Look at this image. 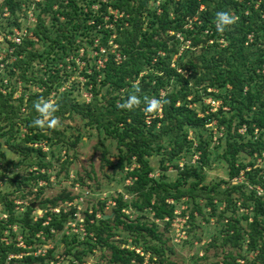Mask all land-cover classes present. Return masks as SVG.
<instances>
[{"label":"trees","instance_id":"1","mask_svg":"<svg viewBox=\"0 0 264 264\" xmlns=\"http://www.w3.org/2000/svg\"><path fill=\"white\" fill-rule=\"evenodd\" d=\"M93 5L96 11L91 9ZM30 8L33 26L20 28L18 14L26 18ZM219 11L234 18L223 31H217ZM263 11L264 4L255 9L253 0H0V21L13 18L16 29L23 31L19 44L7 41L11 52L0 60L12 59L0 75V178L6 176L4 166L14 164L3 149L12 150L22 154L20 163L33 169L27 177L14 174L7 182L17 191L37 189L22 213H16L14 202L0 193V212L6 215L0 219V264H48L51 250L33 255L27 247L43 242L36 233L50 238L51 230L59 232L73 219L74 208L64 211L60 206L72 201L69 194L62 191L51 199L40 198L44 187L50 185L46 169L51 164L44 161L46 153L36 144L46 139L49 148L67 152L81 138L77 134L70 140L64 131L47 129L51 117L44 125L33 123L45 118L34 104L50 98L56 100L52 103L55 118L75 116L94 129L96 137L110 141L116 151L114 159L105 156L106 148L101 160L112 175L122 174L119 184L131 195L128 198L117 192L111 196V216L106 218L103 209L108 197L98 201L93 196L91 212H83L85 236L81 241L72 236L65 253L77 242L85 250L74 253L79 262L98 248L109 252L105 264H144L145 255L147 264H165L169 254L163 250L166 239L158 232L157 222L166 218L169 227L179 202L185 206L182 216H187L186 221L192 223L200 216L213 218L219 226L206 249L227 248L222 264H264V166L255 167L257 159L264 161ZM85 46L96 56H88ZM71 55L84 62L81 73L89 94L86 102H78L66 90L58 92L68 74L67 66H73L71 72L76 69ZM38 64L42 68H33ZM34 86L38 90L31 91ZM130 96L136 97L137 103L121 107ZM206 97L220 101L215 112L208 104L201 105ZM146 98L159 100V106L145 111ZM196 104L199 109L192 107ZM213 119L215 129L224 132L220 143L211 146ZM195 155L197 159L190 163ZM212 155L226 163L228 178L205 182L204 170ZM151 157H158L156 177ZM186 158L189 160L180 166L178 161ZM70 162L66 158L60 163L65 174ZM169 166L175 170L173 180L166 174ZM240 173L242 179L235 181ZM40 181L44 184L38 186ZM75 181L84 183L82 178ZM36 200L45 212L33 221L32 203ZM126 210L138 216L131 219ZM240 210L244 214L238 213ZM12 224L20 228L24 247L8 241L16 236L11 226L8 234H3ZM4 236L7 243L1 241ZM115 236L118 241L111 239ZM248 254L253 256L247 258Z\"/></svg>","mask_w":264,"mask_h":264},{"label":"rangeland","instance_id":"2","mask_svg":"<svg viewBox=\"0 0 264 264\" xmlns=\"http://www.w3.org/2000/svg\"><path fill=\"white\" fill-rule=\"evenodd\" d=\"M254 3V2H253ZM149 5H152L149 4ZM157 3L155 4V6ZM256 5V3L254 4ZM30 8L26 13V18L23 15L18 14L20 16L19 20L21 22L20 28H30L32 23L35 21V19L32 17V12ZM91 9L93 11L97 10V7L91 6ZM111 12V11H109ZM114 13V12H111ZM7 13L3 15V17H6ZM22 16V17H21ZM25 19V20H23ZM17 21V20H16ZM14 19H8L4 18L0 21V60H2L8 53L10 54V48L8 47L7 41L12 40L13 37H11V34L14 33V31H20L23 33V31L16 29L14 23ZM7 25V27H5ZM5 27V28H4ZM11 31V34L8 33ZM88 52V56H96V52L90 49L88 46H85ZM36 49H39L40 51L42 48L40 46H37ZM83 53V49H79L78 54L81 56ZM74 57L73 55H71ZM75 66L76 69L71 72L73 69V66L68 65L67 66V76L63 78V84H61L58 88V92L67 91L68 93H71V96L76 98V100L79 101H87L89 98V94L86 92L84 83L86 81L84 75L81 73L84 70V62L79 61L78 57H74ZM0 75L5 70L3 69V66H8L10 62H12V59H6L5 61H0ZM59 64V63H58ZM97 66L101 67L102 62L101 60L97 59L96 61ZM42 64H38V66H34L33 68H42ZM71 72V73H70ZM88 72V70H87ZM70 73V74H69ZM3 76V75H2ZM7 80L6 78H4ZM4 80V82H5ZM22 85V84H21ZM19 87V86H18ZM31 91L38 90L36 86L30 88ZM18 95V94H17ZM52 95V94H51ZM56 100L53 98H50V103H54ZM210 101L208 97L204 98L201 105H207ZM213 105L212 110H215L218 106H216L219 102H211ZM210 103V104H211ZM192 107H195L196 109H199V105H193ZM217 110V109H216ZM223 110H227L226 108H223ZM215 112V111H213ZM201 115V114H200ZM48 118H44L42 120L41 125H44L45 122H47ZM215 119L211 121V125L213 126L212 130V140L211 146L216 145V143L219 142L220 136L223 134V128L221 129H215ZM56 124L49 126L48 128H54L59 131H64L65 136L70 137V140H73L77 134L81 135V138L76 141L74 144V148L70 149L66 152L64 148L60 149L56 146H52L49 148L47 140L42 139L40 142L36 144V146H40L41 150L46 153L44 156L45 162H50L51 167L46 169V173L49 175V183L50 185L44 187L42 194L40 195L41 199H51L60 194L62 191L69 194L71 197H73L71 202H66L61 204L60 206L64 208V211H68L71 207L74 208L73 213V219L68 220L63 224L62 229L59 232H56L54 230H51L52 237L45 239V237L42 235L41 232H38L35 234L36 237H39L40 239H44L43 242L39 245H29L27 247L28 250L33 251V255H37L38 252L44 253L45 250H51L52 251V257L50 261H48V264H69V262L73 261L74 263L78 264H96V263H104L109 257V252L107 249H98L96 248L93 253L90 254L86 253L81 258V261H76L74 258L75 252H83L85 251L81 246H78V243L76 242L73 244V247H70V253H65L67 247L70 244H66L67 242H71L72 236L76 235L77 240L81 241L83 240V237L85 236V231L83 227L84 217L83 212L86 210L87 213L91 212V206H94L95 204V196L98 199V201H104L106 197L108 199L105 201V207L103 209V213L106 214V216H111V206L112 202L109 200L111 196L115 197L117 192H120L124 196H127L128 198L131 197V195L124 193L122 186L119 184L118 181L121 179L122 174H116L112 175V171L109 170L104 162L101 160L102 153H104V150L108 148V152L106 153V157L109 158V160L113 161V154L116 152L114 149V146L111 145L110 141L104 140L101 137H96L95 130L84 126L83 122L73 116L72 118L65 117L63 119L56 118ZM208 126V127H210ZM67 127V128H65ZM46 128V127H44ZM47 129L44 131L45 134H47ZM239 132H243V130H239ZM48 135V134H47ZM51 136L52 134L49 133ZM222 144V143H221ZM5 156L12 160L14 162L13 165L4 166L5 169V178H0V193L6 194V197L8 200H11L14 202V211L16 213H22L24 209V204H27L29 201H32L37 189L36 187L28 188L24 187L22 190L17 191L15 186L8 183L7 178L9 176H13L16 174L18 178L27 177L28 172L32 170L33 168H27L26 164L20 163L21 160H23L22 154L14 153L12 150L3 149ZM54 152V154L58 155L59 160H56V157L51 158L49 155V151ZM220 151V150H219ZM215 157V156H214ZM213 155L209 159V167L204 170V175L206 178L205 182L208 181H218L222 179H226L227 177V169H226V163L223 160L215 159ZM245 155H243L240 158H244ZM33 159L36 158V155L33 154ZM69 158L71 162L67 166V174H65V170H60V163L66 159ZM71 158V159H70ZM248 158V157H247ZM187 160L184 162L183 159L179 160V165L182 166L184 163H186L189 158H186ZM197 159V156L195 155L192 157L189 162L192 163L194 160ZM151 167L154 168L153 175L156 177L159 174V170L157 169L158 164V157H151L150 160ZM264 166V161L262 159H257L255 167H262ZM36 167V166H33ZM172 166H169L166 174L169 180H173L175 177V170L171 168ZM3 170L1 169V162H0V177L1 172ZM59 174L56 176V174ZM89 175V178L87 177ZM108 177V178H107ZM77 178L83 179V185H79L76 183L75 180ZM242 179V175L240 173V176L236 178L235 181H238ZM128 183V181L126 182ZM44 183L42 181L37 182L38 186L43 185ZM99 186L98 189L96 186ZM29 191L31 193H29ZM21 193L25 194V197H21ZM94 196V197H93ZM93 198V199H92ZM33 204V211H32V218L33 221H35L37 218L41 217L44 214V210H41L38 202L39 200L34 201ZM169 203H171V200H168ZM202 203V202H201ZM2 209V206L0 205V211ZM185 209V206L177 202L175 204V208L173 211L174 217L169 220V227L165 226V222L167 219L165 218L162 221H156L158 226V232L163 233L162 237L166 239V241L162 244L163 250L167 252L169 255L166 257L167 262L165 264H192L195 261V264H222V258L224 255H226V252L229 250L225 248L222 250L220 247L216 248H209L206 249L210 241L212 240V236L217 232V229L219 226H217L214 222L213 218H207L204 219L200 216L195 217L193 226H191V221H186L187 216H182V210ZM203 211H207V208H203ZM125 213L128 214V216L131 219H134L138 216V214L134 212H128V210L125 211ZM238 213H243L244 211L240 210ZM5 215V214H4ZM96 217L100 216V212L96 213ZM3 218V212H0V219ZM149 218H151L149 216ZM151 220V219H150ZM240 225L244 227L245 222L241 221ZM10 230L12 232L16 233V236L14 238H8V241H14L16 245L20 244V228L15 225H7V228H5L2 232L3 234H7V232ZM189 233V234H187ZM114 241H118L119 237L115 236L111 238ZM110 239V240H111ZM22 241V239H21ZM117 244V243H116ZM155 244H159V242H155ZM132 248V247H130ZM245 248V242L242 245V249ZM139 252V249H136ZM241 251V250H240ZM170 252V253H169ZM235 254V253H234ZM237 254V253H236ZM23 255V254H22ZM101 255L104 256V259L101 258ZM20 255H16L15 258H19ZM204 256V257H203ZM253 255L248 254L247 258H251ZM198 259H194V258ZM200 258V259H199ZM148 256L145 255L144 257V264H147ZM243 262V261H239Z\"/></svg>","mask_w":264,"mask_h":264},{"label":"clouds","instance_id":"3","mask_svg":"<svg viewBox=\"0 0 264 264\" xmlns=\"http://www.w3.org/2000/svg\"><path fill=\"white\" fill-rule=\"evenodd\" d=\"M233 22H234V18L229 12L219 11L216 13L217 31H223L226 26L231 25ZM136 103H137L136 97L130 96L120 106L124 108H131ZM159 104H160L159 100L146 98L145 111L150 112L154 108L158 107ZM33 107L36 109L37 112L41 114L42 117H45V118L51 117V119L48 121L49 126L56 124V118L53 115V113L56 110V107L54 104L47 102V101H38L37 103L34 104ZM33 123L36 125H39L42 123V120L38 118L34 120Z\"/></svg>","mask_w":264,"mask_h":264},{"label":"built area","instance_id":"4","mask_svg":"<svg viewBox=\"0 0 264 264\" xmlns=\"http://www.w3.org/2000/svg\"><path fill=\"white\" fill-rule=\"evenodd\" d=\"M36 2H38V1H40V0H35ZM235 1H238V2H241V1H243V0H235ZM253 2H254V4L256 3V5H254V8L256 9V8H258L259 6H260V4L261 3H263L264 4V0H253ZM6 14V13H5ZM4 14V15H5ZM262 14H263V16H264V11L262 12ZM11 37H13L12 38V40H10V41H13L15 44H19L20 42H21V40H22V32H20V31H14V33L11 35ZM10 52H11V49H10ZM4 83H6V81L4 82ZM20 89V88H19ZM18 89V90H19ZM210 99V101L211 102H219L216 106H220V101H218V100H214V99H212V98H209ZM211 102H209L208 103V105L210 106V111L211 112H213V111H216V109H218V107L215 109V110H212V106L211 105H213ZM211 103V104H210ZM239 181V180H238ZM58 210L56 209V210H54V212H57ZM6 217V215H4L3 214V219ZM7 234H8V232H7ZM4 235H6V234H4ZM1 241H3V242H5V243H7V238H6V236H4L3 238H1ZM18 247H24V245H23V242L21 241V236H20V244L19 245H17ZM45 252V251H44ZM38 254H43V253H40V252H38ZM11 257V256H10Z\"/></svg>","mask_w":264,"mask_h":264},{"label":"water","instance_id":"5","mask_svg":"<svg viewBox=\"0 0 264 264\" xmlns=\"http://www.w3.org/2000/svg\"><path fill=\"white\" fill-rule=\"evenodd\" d=\"M105 218L107 217V216H104Z\"/></svg>","mask_w":264,"mask_h":264}]
</instances>
